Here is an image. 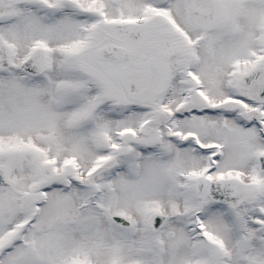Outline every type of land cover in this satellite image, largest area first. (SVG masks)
<instances>
[{"label":"snow or ice","instance_id":"1","mask_svg":"<svg viewBox=\"0 0 264 264\" xmlns=\"http://www.w3.org/2000/svg\"><path fill=\"white\" fill-rule=\"evenodd\" d=\"M0 264H264V0H0Z\"/></svg>","mask_w":264,"mask_h":264}]
</instances>
